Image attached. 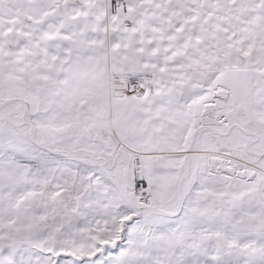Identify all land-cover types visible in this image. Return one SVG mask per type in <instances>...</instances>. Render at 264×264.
<instances>
[{"label": "snow or ice", "instance_id": "obj_1", "mask_svg": "<svg viewBox=\"0 0 264 264\" xmlns=\"http://www.w3.org/2000/svg\"><path fill=\"white\" fill-rule=\"evenodd\" d=\"M0 264H264V0H0Z\"/></svg>", "mask_w": 264, "mask_h": 264}]
</instances>
